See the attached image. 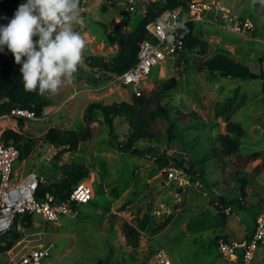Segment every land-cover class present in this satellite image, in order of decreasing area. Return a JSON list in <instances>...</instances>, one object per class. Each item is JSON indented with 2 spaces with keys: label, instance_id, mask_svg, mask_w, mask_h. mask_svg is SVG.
Returning a JSON list of instances; mask_svg holds the SVG:
<instances>
[{
  "label": "rangeland",
  "instance_id": "obj_1",
  "mask_svg": "<svg viewBox=\"0 0 264 264\" xmlns=\"http://www.w3.org/2000/svg\"><path fill=\"white\" fill-rule=\"evenodd\" d=\"M195 1L218 2L242 19L251 20L255 30L235 32L214 12L189 15L187 19L195 22V37L207 43L206 51L187 50L185 59L157 67L143 82V92H150L177 77L178 86L161 101L176 126V140L170 141L167 135L170 121L160 118L161 135L142 140L135 147L185 158V168L195 170L197 178L172 162L168 169L183 172L189 182L182 186L163 174L167 167L160 166L156 155L139 157L120 151L117 143L125 144L130 134L125 116L115 119V138L110 136L101 112L93 113L94 121L85 118L92 103L133 102V86L112 83L115 76L94 83V77L102 72L91 68L88 60L98 56L111 62L121 47L118 42L109 43L108 36L117 37L120 25L123 33H133L150 6L154 2L163 6L165 0H81L84 23L74 27L85 39L86 48L73 83L52 95L53 104L37 120L19 126L18 118L0 116V144L8 129L23 134V144L35 142L32 151L15 164L14 175L19 179L40 168L44 184L52 185L63 179L65 165L90 167L86 183L92 184L95 198L57 222L34 216L29 228L17 225L14 230L20 237L12 247L25 235L34 239L38 238L34 234L42 232L40 243L52 245L43 264H151L160 250L168 254L172 264H226L218 253L217 240L224 236L242 241L246 229L254 228L257 216L264 214V80L226 78L198 67L205 60L224 55L255 74L264 71V0ZM1 77L0 61V81ZM235 97L233 106L227 108V102ZM183 114H187L186 119ZM230 121L240 124L245 135L237 150L226 153L220 135L226 134ZM51 128L79 134L90 129L92 138L71 151L45 140ZM50 148H56L58 154L47 161ZM254 153L260 157L244 167L243 162ZM124 224L139 227L137 248L128 246ZM12 239L10 232L4 235V240ZM4 261L6 256L0 255V262ZM254 264H264V248L258 250Z\"/></svg>",
  "mask_w": 264,
  "mask_h": 264
},
{
  "label": "trees",
  "instance_id": "obj_2",
  "mask_svg": "<svg viewBox=\"0 0 264 264\" xmlns=\"http://www.w3.org/2000/svg\"><path fill=\"white\" fill-rule=\"evenodd\" d=\"M194 0H165L163 6H159L155 2L150 6L145 18L140 22L138 28L131 34L123 33L121 27L118 26L117 37L108 36V42L114 44L118 42L121 47L120 54L111 62H107L103 57L94 56L88 60L91 68H99L100 73L94 77V83L98 81H109L116 75H121L133 67L138 61L140 44L149 37L146 30V25L150 22L156 21L168 9L182 8L185 13L189 11V7ZM24 0H0V24H7L14 16L16 10ZM195 22L188 20L184 26L179 30V36L185 42L186 51L201 48V52L206 51L207 43L199 40L194 35ZM186 53V52H185ZM185 59V54H180L178 60ZM1 61V81H0V116L10 115L13 109L21 108L34 111L38 118L42 117L45 110L53 104V96L47 94L40 95L38 91L27 90L24 86L22 73L20 72L21 64H17L14 54L6 47L0 51ZM207 69L212 73H219L222 77L235 79H250V80H264V71L260 74L251 72L242 64L236 63L224 55H217L209 60H205L203 65L198 67V70L203 71ZM178 86L177 77H172L168 81L163 82L160 86L155 87L150 92H143L140 96L135 95L132 103L121 102L120 104L103 105L101 103H92L87 107L86 120L88 122L94 121L93 113L101 112L104 117V123L109 127L111 137L115 136V119L117 117L125 116L129 123L130 134L125 144L117 143V148L124 152L130 153L134 156L143 157L146 154H154L157 156L160 166L167 167L163 174L168 176L171 163L173 162L177 169L185 170L193 179L197 178V172L192 169L185 168V158H176L175 156H168L167 154L158 155L154 149H141L135 147V144L145 139L157 138L161 135V127L158 124L160 118L170 121L169 110L161 105L164 95L169 91L175 90ZM236 97L227 102V108L233 106ZM186 119L187 114H183ZM19 126H23L26 118H18ZM226 134L220 135L221 142L224 145V151L230 153L237 150L241 146L240 139L245 135L244 129L236 122H228L226 124ZM176 126L170 121L167 135L170 141H175L174 135ZM45 140L55 147L67 148L71 151L78 149L81 142H86L92 138V132L87 129L85 133L79 134L75 131L61 132L56 128H51L44 136ZM1 139L5 145L15 144L20 150L21 157L28 155L35 146L34 141L24 143L25 136L13 129L5 130ZM260 157L259 153H254L250 158L243 162L244 167L253 164ZM63 179L52 185L41 184L37 193V198L45 197V194L50 192L58 197L60 201L66 200L72 190L82 182L89 179L91 168L84 165H65ZM225 203V202H222ZM73 211L77 207L73 206ZM33 217L30 215H23L16 219L13 228L9 231L14 238L12 241L4 240L6 246L2 250L10 249L19 239L20 235L17 233L15 227L20 225L22 229H27L31 226ZM124 234L128 246L137 248L139 245V227L130 224L123 225ZM106 261H100L102 264Z\"/></svg>",
  "mask_w": 264,
  "mask_h": 264
},
{
  "label": "built area",
  "instance_id": "obj_3",
  "mask_svg": "<svg viewBox=\"0 0 264 264\" xmlns=\"http://www.w3.org/2000/svg\"><path fill=\"white\" fill-rule=\"evenodd\" d=\"M205 11L218 14L219 21L235 32L255 30L251 20L242 19L218 2L202 4L194 0L186 13L182 8L168 9L156 21L146 25L149 37L140 44L137 63L125 73L116 75L112 83L124 87L133 86L136 95L140 96L143 93V82L154 69L171 61H178L179 55L185 54L186 46L179 36V30L190 20L187 17L194 12L201 14ZM8 116L38 119L34 111L21 108L13 109ZM57 151L56 148H50L45 159L51 161L58 154ZM20 156V150L15 144H0V255L6 256V261L0 264H43V260L51 255L52 245L40 243L42 232L34 234L38 237L34 239H30V234L25 235L22 242L9 250H2L6 246L2 241L4 235L13 228L16 219L23 215L41 216L44 221L57 222L63 215L72 213L74 205L78 207L89 204L95 198V191L92 184L85 181L77 185L64 201L50 192L39 199L37 193L45 182L44 177L40 173L36 174V171H32L24 179L14 175V167ZM168 177L180 181L182 186L189 184L184 173L176 169H170ZM196 184L202 187L199 181ZM217 244L219 254L226 260V264H254L258 250L264 248V214L257 216L250 239L236 241L223 236L217 240ZM151 264H172V261L168 254L160 250Z\"/></svg>",
  "mask_w": 264,
  "mask_h": 264
},
{
  "label": "clouds",
  "instance_id": "obj_4",
  "mask_svg": "<svg viewBox=\"0 0 264 264\" xmlns=\"http://www.w3.org/2000/svg\"><path fill=\"white\" fill-rule=\"evenodd\" d=\"M81 0H24L7 24H0L5 47L21 64L24 86L55 95L74 81L86 41L74 25L83 24Z\"/></svg>",
  "mask_w": 264,
  "mask_h": 264
},
{
  "label": "crops",
  "instance_id": "obj_5",
  "mask_svg": "<svg viewBox=\"0 0 264 264\" xmlns=\"http://www.w3.org/2000/svg\"><path fill=\"white\" fill-rule=\"evenodd\" d=\"M38 169V168H37ZM18 176V175H17ZM256 220V219H255ZM254 229H255V221H254V228L251 230V231H249L248 229H246V231L244 232V235H243V241L244 240H248V239H250L251 238V236H252V233L254 232ZM218 253H219V251H218Z\"/></svg>",
  "mask_w": 264,
  "mask_h": 264
},
{
  "label": "water",
  "instance_id": "obj_6",
  "mask_svg": "<svg viewBox=\"0 0 264 264\" xmlns=\"http://www.w3.org/2000/svg\"><path fill=\"white\" fill-rule=\"evenodd\" d=\"M40 173V168H38L37 170H36V174H39Z\"/></svg>",
  "mask_w": 264,
  "mask_h": 264
}]
</instances>
